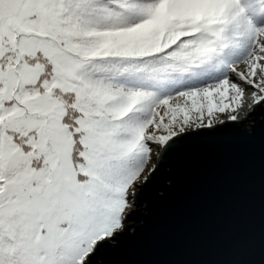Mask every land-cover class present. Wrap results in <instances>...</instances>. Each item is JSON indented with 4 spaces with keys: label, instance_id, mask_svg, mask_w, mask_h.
<instances>
[{
    "label": "snow or ice",
    "instance_id": "obj_1",
    "mask_svg": "<svg viewBox=\"0 0 264 264\" xmlns=\"http://www.w3.org/2000/svg\"><path fill=\"white\" fill-rule=\"evenodd\" d=\"M205 146L253 182L192 264H264V0H0V264H116Z\"/></svg>",
    "mask_w": 264,
    "mask_h": 264
},
{
    "label": "water",
    "instance_id": "obj_2",
    "mask_svg": "<svg viewBox=\"0 0 264 264\" xmlns=\"http://www.w3.org/2000/svg\"><path fill=\"white\" fill-rule=\"evenodd\" d=\"M250 152L205 146L174 162L176 193L156 204L142 235L109 259L116 264H192L225 258L246 219Z\"/></svg>",
    "mask_w": 264,
    "mask_h": 264
}]
</instances>
